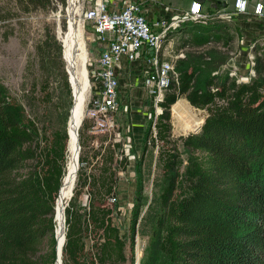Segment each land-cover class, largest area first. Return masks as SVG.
Masks as SVG:
<instances>
[{"label": "trees", "instance_id": "16d2710c", "mask_svg": "<svg viewBox=\"0 0 264 264\" xmlns=\"http://www.w3.org/2000/svg\"><path fill=\"white\" fill-rule=\"evenodd\" d=\"M26 1L34 6L47 3ZM215 27L193 24L185 30L196 43L203 38L199 33L219 30ZM197 56L187 52L178 60L179 83L174 92L166 91L161 102L156 136L152 118L144 132V165L149 172L157 164L161 190L143 210L135 206L132 238L136 232L152 236L162 255L160 264H258L255 254L264 253V85L257 77L236 82L228 76L216 81L214 71L227 55L210 49ZM62 74L71 94L67 73ZM181 95L207 111L198 131L179 136L186 149L184 166L171 138L170 121V107ZM7 99L0 89V264H55V202L65 175L67 132L56 128L49 139L41 136L44 140L36 141L35 122L16 117ZM91 121L83 118L79 128L78 161L84 159ZM108 141L94 154L103 156V164L89 180L97 189L98 202L89 201L85 221L75 200L65 207L61 264L126 260L125 240L112 221L105 196L112 195L116 181L113 161L124 169L129 159L121 142ZM115 147L121 148L116 152ZM75 194H79L76 188ZM89 224L94 232L101 230L103 238L96 243L95 260L85 255L84 230ZM45 239L48 248L41 251ZM144 264L152 263L148 259Z\"/></svg>", "mask_w": 264, "mask_h": 264}, {"label": "rangeland", "instance_id": "374dc122", "mask_svg": "<svg viewBox=\"0 0 264 264\" xmlns=\"http://www.w3.org/2000/svg\"><path fill=\"white\" fill-rule=\"evenodd\" d=\"M84 2L83 8H86L87 2ZM24 5H27V7H24ZM216 8L215 2H210L206 6V12L212 15ZM67 10V0H64V2H61V0H47V3L43 6H34L26 0H0V89L8 98L7 100L10 102L16 117L20 120L29 118L35 122L37 127L36 141L44 140V138L41 140V136H46L49 139L52 136V131L56 128L66 129L67 118L73 105V91L63 59L62 42L57 33L58 28H61L62 31L66 30ZM77 17L79 20V15ZM218 18L219 20L216 23L210 19L188 20L170 31L165 42L166 40H171L172 44L164 45L165 49L174 58L175 69L178 60L185 58L187 52H190L196 58L200 52L207 53L208 50L212 49L216 55L221 56L224 53L227 55L225 63L214 71L216 81L229 76L226 63L229 57L241 48L240 38L242 33L234 21L222 17ZM80 22L87 50L86 68L88 72L93 67H96L94 60L95 49L91 41L89 26L87 24L83 26L81 19ZM193 24L199 27L209 26L210 28L215 25V28L219 30L212 29L210 33H199L203 38L195 43L193 40L190 41L189 33L185 30ZM227 25L230 26V29L227 28ZM216 31H219L217 35ZM253 49L254 63L252 67L255 75L252 77L259 78L264 85V43H262V40H257ZM180 51L183 54L177 55ZM62 72L67 73L71 94L67 91ZM198 75L200 76L201 73H198ZM88 80L89 95L85 102L82 119L89 118L87 115L91 97L89 75ZM121 83H123L122 80ZM176 86V84H173L167 92H174ZM129 95L130 97L125 93L121 97L120 103H125L126 101L129 103L131 99L129 107L132 109V107L137 105V102H134L137 97L134 93ZM179 97L186 98L184 95ZM138 98H141L140 105H138L142 106L144 101L139 95ZM175 102L170 107L171 138L180 151L184 160L182 166H184L186 149L179 136L198 131L207 111L206 109L195 107L188 100L184 102L185 104L180 103L179 100ZM148 108L149 105L146 104V107L142 109L145 112L142 128L139 125L136 127L132 126L131 110L125 111L121 109L116 114L117 125L115 127L120 131V135L114 141L122 143L121 147H123L129 159L124 169L118 168L116 160L113 161L112 167L115 170L116 181L112 195L110 193L105 196V201L112 210V221L119 227L120 234L125 240L126 260L118 264H144L148 259H150L152 264H160L162 260V255L159 253L152 236L141 235L136 232L132 238L131 230L135 206L137 205L140 210H143L144 204L161 190L162 176L157 164H152L149 172L144 165L146 153L143 150L142 140L150 120L146 115ZM91 123L93 126L91 125L86 131L89 133V138H87L85 143L84 159L78 163V169L82 171V175L76 177L72 194L66 202L67 205L70 200H75L76 209L82 221H85L88 216L89 201L94 199V201L98 202L95 199L97 189L89 183V180L91 175H97L100 171L103 164V156L94 154L98 150L100 151L101 146L105 142L108 140L113 141L114 138L113 134L109 135L108 133L97 131L94 129L93 121ZM159 144L161 145V142ZM121 147H115V151L118 152ZM81 153L83 154V151ZM119 157L120 155L116 153L115 158L119 160ZM262 177L264 178V175ZM74 188L79 191L78 195H74ZM262 219L263 216L259 218V220ZM100 231L94 232L90 224L88 230H84L83 239L87 258L92 257L95 260L96 243L103 240L99 236ZM259 238L261 237L259 236ZM46 239L41 245V251L48 248ZM260 249L263 248H256V250ZM257 257H259L258 264H264V253L262 255L255 254L254 258ZM94 264L99 263L96 261Z\"/></svg>", "mask_w": 264, "mask_h": 264}, {"label": "built area", "instance_id": "2783aa9c", "mask_svg": "<svg viewBox=\"0 0 264 264\" xmlns=\"http://www.w3.org/2000/svg\"><path fill=\"white\" fill-rule=\"evenodd\" d=\"M84 1L86 8H83ZM247 1L235 0L232 8H216L210 15L198 0H193L185 9L174 8L165 0H77L79 18L83 26H89L95 49L96 67L88 71L91 97L87 109L94 129L113 134L114 141L120 135L115 127L117 112L131 109V99L129 103H120L121 97L134 93L142 97V108L149 105L146 115L152 118L156 136L155 120L163 110L161 102L166 91L179 83L174 58L164 45L172 44L171 40L165 42L170 31L188 20H219L218 17L232 20L234 14L245 10ZM253 10L263 16V1L256 0ZM150 13L154 19L148 17ZM260 40L264 43V34ZM255 42L246 50L245 72L239 74L235 65L228 70L236 82L255 75L252 67ZM180 54L183 53L180 51L177 55Z\"/></svg>", "mask_w": 264, "mask_h": 264}, {"label": "bare ground", "instance_id": "6f19581e", "mask_svg": "<svg viewBox=\"0 0 264 264\" xmlns=\"http://www.w3.org/2000/svg\"><path fill=\"white\" fill-rule=\"evenodd\" d=\"M66 30L58 28V37L62 42L63 59L70 78L73 91V105L67 118V143L65 175L60 193L55 202V238L58 252L57 262L60 263L61 247L65 235V205L70 198L77 177L79 145V128L82 121L85 102L89 95V80L86 68L87 50L83 37L81 22L78 20L79 8L77 0H67Z\"/></svg>", "mask_w": 264, "mask_h": 264}, {"label": "crops", "instance_id": "0c3cea01", "mask_svg": "<svg viewBox=\"0 0 264 264\" xmlns=\"http://www.w3.org/2000/svg\"><path fill=\"white\" fill-rule=\"evenodd\" d=\"M193 0H168L174 8L177 9H185L187 8ZM201 2L203 7L206 9V6L210 4V2H215L217 5V9H226V8H232L235 0H198ZM256 0H248L247 5L245 7L244 11H240L237 14H234V17L232 21L236 23L237 28L241 31L242 37L240 38L241 42V48L231 57H229L226 65L229 68L232 66H237L238 73H243L246 70V55L249 48V44H251L252 41H257L262 39L264 34V15H258L254 13V3ZM263 1L264 0H260ZM148 17L153 18V14H148ZM137 97L134 102H137V105L132 107L131 110V120H132V126L136 127L139 125V127L142 128L143 126V118H144V110H142L143 105L139 106L140 98H138V95L135 94ZM185 104L184 102H187V99L184 97H179L176 102ZM175 102V103H176ZM139 104V105H138Z\"/></svg>", "mask_w": 264, "mask_h": 264}, {"label": "water", "instance_id": "95a60500", "mask_svg": "<svg viewBox=\"0 0 264 264\" xmlns=\"http://www.w3.org/2000/svg\"><path fill=\"white\" fill-rule=\"evenodd\" d=\"M65 238V237H64ZM55 263H56V260H55Z\"/></svg>", "mask_w": 264, "mask_h": 264}]
</instances>
